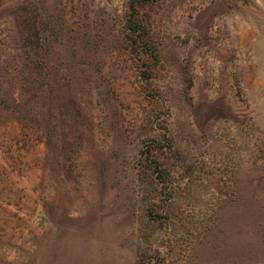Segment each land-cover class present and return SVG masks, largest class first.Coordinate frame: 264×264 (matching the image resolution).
Returning a JSON list of instances; mask_svg holds the SVG:
<instances>
[{"label":"rangeland","instance_id":"374dc122","mask_svg":"<svg viewBox=\"0 0 264 264\" xmlns=\"http://www.w3.org/2000/svg\"><path fill=\"white\" fill-rule=\"evenodd\" d=\"M0 264H264V0H0Z\"/></svg>","mask_w":264,"mask_h":264}]
</instances>
